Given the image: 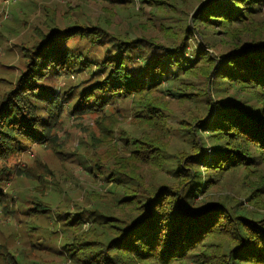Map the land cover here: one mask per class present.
I'll return each mask as SVG.
<instances>
[{"label": "trees", "instance_id": "16d2710c", "mask_svg": "<svg viewBox=\"0 0 264 264\" xmlns=\"http://www.w3.org/2000/svg\"><path fill=\"white\" fill-rule=\"evenodd\" d=\"M153 1L165 12L162 0ZM197 1L192 9L188 2V12L182 9L187 18L192 12L190 22L163 25L160 39L125 32L105 40L102 26L78 19L53 25L25 48L24 69L0 98L2 214L13 211L1 186L13 173L8 159L25 144L52 150L67 120L104 116L119 103L137 118L141 130H119L118 140L107 135L114 122L99 126L113 162L107 170L98 162L94 168L107 172L111 199L102 206L103 196L97 197L79 238L68 242L70 230L82 224L80 214L37 202L34 221L53 212L45 220L58 225L72 264H173L185 258H194L192 264H264V175L258 168L264 165V0ZM195 34L202 43L189 48ZM100 47L97 58L93 50ZM173 100L194 105L178 125L190 143L176 154L170 177L149 186L140 169L155 175L164 169ZM20 174L36 188L46 179L30 168ZM230 181L238 184L233 194H212Z\"/></svg>", "mask_w": 264, "mask_h": 264}, {"label": "rangeland", "instance_id": "374dc122", "mask_svg": "<svg viewBox=\"0 0 264 264\" xmlns=\"http://www.w3.org/2000/svg\"><path fill=\"white\" fill-rule=\"evenodd\" d=\"M162 1L165 12L157 9V3L153 0H128L122 7L113 5V2L108 0H0V98L13 86L24 69L25 48L31 49L40 36L46 34L53 25L64 27L78 19L89 26L94 24L102 26L105 29L103 35L108 37L105 40L111 38L110 36L123 35L125 32L133 39L151 36L160 39L163 38L161 29L163 25H183L186 21L189 23L192 12L188 18L185 12L196 7L198 3L197 0ZM183 1L186 5L182 3ZM189 1L190 8L187 9ZM172 3L176 4L177 8L172 9L170 5ZM183 8L185 12L182 11ZM177 19L181 21L177 22ZM76 41L77 39H74L72 43ZM197 41L202 43L199 35L195 34V40L193 38L188 41L189 48L196 45ZM100 48L93 50L97 58H101L104 50ZM217 50H222V47H218ZM209 51L213 52L211 48ZM56 83L62 84L64 81L58 79ZM197 86H200V83H197ZM113 107L114 109L104 116L92 113L84 114L78 119L67 120L62 129L56 131L57 146L52 150L45 144L36 143L29 146L25 144L21 153L8 159V165L13 173L1 186L8 194L10 193L7 200L8 204L13 200V211L3 214L0 212V264H17L15 260L18 259L24 264H72L68 260V253L62 247L64 235L63 238H58V225L53 220H45L53 212L47 210L45 217L41 215L36 221L33 215L38 208V201L47 205L46 208H53L61 213L68 212L72 216L80 214L82 224L77 225L74 231L70 230L68 236L70 243V240L79 238L82 232L88 229L90 206L97 201V197L103 196L102 206L111 199L107 194V190L111 188L106 184L107 172L104 173V168L101 171L94 168V164L98 162V165L106 166L107 170L113 162L105 156V152L110 148L104 142L106 136L101 137L103 134L99 126L102 121L114 122L111 127L115 129L107 135L113 136L116 140L119 130L131 131L132 128L135 132L141 130L137 118L133 117L132 107L120 103ZM171 109L175 123L169 140V149L164 154L166 159L164 169H157L156 175L150 174L147 167L140 169L149 186L170 177V172H174L175 169L176 154L190 143L178 125L181 119L188 120L194 105L173 100ZM112 116L116 121H110ZM99 139L103 142H99ZM78 154L85 155L87 159L83 157L78 159ZM120 154L121 151L117 155ZM90 155L96 157L92 158ZM27 168L45 176L46 179L37 188L32 185L30 179L20 174V171ZM258 168L259 175L263 176L264 165ZM128 182L123 180L122 185H129ZM229 184L218 185L216 190L219 191L213 190L212 194H233L238 184L236 181H230ZM44 192L45 196H35ZM193 260L196 261L194 258ZM193 260L185 258L181 263L173 264H192Z\"/></svg>", "mask_w": 264, "mask_h": 264}, {"label": "built area", "instance_id": "2783aa9c", "mask_svg": "<svg viewBox=\"0 0 264 264\" xmlns=\"http://www.w3.org/2000/svg\"><path fill=\"white\" fill-rule=\"evenodd\" d=\"M6 1H10V0H6Z\"/></svg>", "mask_w": 264, "mask_h": 264}]
</instances>
